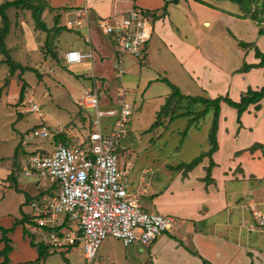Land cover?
Here are the masks:
<instances>
[{
  "label": "crops",
  "instance_id": "crops-1",
  "mask_svg": "<svg viewBox=\"0 0 264 264\" xmlns=\"http://www.w3.org/2000/svg\"><path fill=\"white\" fill-rule=\"evenodd\" d=\"M45 1L47 8L42 14V19L50 32L34 28L42 39H44L43 34L53 32L50 20L57 17L60 10H63L64 14L67 12V17L71 16L67 19L68 21L72 18V13L75 10L84 6L91 8L94 21L90 31L87 30L86 44L88 46L83 51L72 47L62 56L63 63H65V56L70 51H78L83 54L93 51L94 59L89 60L92 72L86 76L91 82L94 77L105 81L104 78L108 77L105 69L107 62L117 57L110 38L100 30L98 20L111 16H123L135 4L142 9L154 12L156 15H159L160 9L166 8L163 13L164 17L158 21L157 32L153 33L143 58L148 66H162L156 67L158 79L167 77L166 79L177 86L183 95L192 96L190 91L183 93L180 85L168 76L171 71L170 66H176L179 70V72L175 70L176 74L190 75L189 79L192 84L206 92L208 95L206 97L214 99L228 95L235 102H239L241 95L249 88L258 90L264 87L263 68H254L246 73H238L245 63L248 65L260 63L255 55L256 48L264 53V37L259 36V27L251 19L246 20H250L257 27L256 34L251 39L233 35L230 40L222 43L229 47L233 45L232 51L225 53L221 49L222 44L219 45V41L214 39L213 32L205 33L200 28L201 26L204 27L207 21L217 20L215 17H218V12L206 9L196 3L195 0H186L189 11L180 10L181 8L170 10V5H166V0H132L133 2L126 0H74L72 9L68 10L51 6L52 0ZM202 1L213 5L210 0ZM218 1H223L229 5L227 9H224V12L236 16L242 15L239 6L230 0ZM231 5L234 6L231 7ZM191 11L195 12V18L190 14ZM55 12L58 14L56 15ZM65 25L61 18L57 27ZM54 27H56V23ZM208 27H212L211 24ZM65 28L67 27L65 26ZM68 30L80 32L86 29ZM241 41L246 44H240L239 47L242 46L243 48L238 50V43ZM39 44L41 50L46 47L42 41ZM43 50L45 62L49 60V53L54 58L58 56L57 52H52L50 48ZM160 72H163L165 77H160L162 76ZM241 122V125L237 123V111L222 102L217 134L219 150L213 155V161L216 164L212 170L214 183L207 185L203 181L206 177V168L210 163L209 158H205L202 164L185 177L181 172L174 171L176 173L169 175L166 185L161 188H155L153 182L145 181L144 175L147 174V170L143 171L137 180L130 178L132 190L142 193L143 210L148 213L171 216L176 220L177 225L171 232L158 237L151 245L146 246L140 243L131 245L134 247L133 250L138 253L136 257L138 262L134 263L135 261L132 262L127 257L126 263L205 264L204 261H206L210 264H264V228L254 232L257 236L248 231L253 224V218L247 210L249 203L264 204V188L258 184L264 180V157L261 151H256L254 154L244 152L255 143L264 145V99L261 101V110L256 111L254 105L250 106L242 115ZM70 136L81 137L79 135ZM171 171L173 170L171 169ZM11 178L12 176L9 177V180ZM252 180H256L258 187L252 186L250 182ZM32 181L35 182L38 192H35L33 197L27 198V204L32 200L34 201L38 195L53 194L55 191L53 188L50 189L51 182L49 181L40 183L35 180ZM251 196L257 198H250ZM24 217L23 230L31 235V237L27 236L29 239L31 238L30 244L33 241L35 244H43L47 248V230L37 227L28 228L29 219L27 218L29 216ZM21 219H16V221ZM14 224L10 228L14 227ZM0 227L3 226L0 225ZM9 235L10 233L8 238L11 240ZM42 236L46 237V240L42 239ZM1 238L2 232L0 242L4 248ZM35 249L37 250V248ZM47 249L48 255L51 248L48 247ZM51 250L53 252H66L67 264H75L74 257L82 249L76 246L63 251ZM190 250L198 255H193ZM103 252L105 251L103 250ZM106 252L107 258L111 260V263L106 264L121 263L117 255L108 249ZM11 253H13V247ZM38 256L28 264H36L34 262ZM47 257L41 263L49 264L46 261ZM2 261L3 259L0 258V263ZM10 264H14L11 259Z\"/></svg>",
  "mask_w": 264,
  "mask_h": 264
},
{
  "label": "rangeland",
  "instance_id": "rangeland-1",
  "mask_svg": "<svg viewBox=\"0 0 264 264\" xmlns=\"http://www.w3.org/2000/svg\"><path fill=\"white\" fill-rule=\"evenodd\" d=\"M4 1L0 0V4ZM210 1L214 6L202 5L195 1L208 10L218 12V17H215L217 20L207 21L205 26L200 28L205 33L213 32L214 39L219 41V45L230 40L235 34L246 39H251L256 34L257 27L250 20L224 12L229 5L223 1ZM72 2L74 0H52L50 4L56 8L68 10L72 9ZM166 5H170V10L181 8L180 10L189 11L186 0H179L178 4H174L173 0H166ZM164 11L166 8L160 9L159 15L154 13L150 15L155 33L158 21L164 17ZM58 13L62 15L63 23L66 24L71 16L67 17V12L64 14L63 10ZM58 13L55 12L56 15ZM190 14L196 17L194 11ZM8 16L12 31L5 40L6 46L10 51L11 59L26 69L23 72L17 70L12 74L10 66L2 62L6 60V57L0 51V225L5 228H10L16 219L31 213V206L26 203V200L38 192L35 182L32 181L34 179L22 174L27 153L36 150L50 153L56 147L54 140L39 138L28 140L27 137L31 132L38 127L46 126L51 129L67 130L68 135L86 137L94 117V110H86L78 105L92 84L86 77L92 72L90 61L72 65L67 64L65 59L63 63L62 57L72 47L83 51L88 46L86 44L88 31L71 32L66 29L58 31V28H54L56 17H53L50 20L53 32L43 34L44 39H42L34 30L37 28L34 20H31V11L11 8L8 10ZM209 24L212 27H208ZM41 41L46 44L42 50L50 48L52 52L56 51L57 58L49 53V60L44 61L39 44ZM240 44L246 43L244 41L238 43V50L243 48L239 47ZM232 48L233 45L232 47L227 44L221 45L225 53L232 51ZM116 59L117 63L119 59L124 63L126 74L122 79H114L113 68ZM116 59L108 60L105 68L108 77L104 80L117 87L123 85L127 89L134 90L130 100L134 103L135 112L130 119L129 134L123 140V145L127 149L125 155L131 154L134 162L130 178L137 180L143 171L147 170V174L144 175L145 181H151L155 188H161L166 185L168 176L176 173L174 170L171 171L172 167L189 163L210 149L209 135L213 124V111L198 121L199 127L190 128L188 136L183 139L182 133L188 128L189 117L177 118L170 123V116L173 112L176 115L186 113L189 111L188 108L197 116L201 114L204 107L186 102L179 105L172 103L158 118L162 105L172 92L171 87L161 81L163 78L158 79L156 76V67L162 66H148L142 57L136 58L127 54H117ZM170 67L168 76L180 85L183 93L190 91L192 96H208L201 88L192 84L190 75H177L175 70L179 72L178 67ZM160 73L162 75L160 77H165L163 72ZM24 84H26L24 100L20 102ZM33 105L38 106V113L31 112ZM155 122L158 126L151 130ZM11 175L12 178L9 180ZM250 182L254 188L258 187L256 180ZM258 184L264 188V180ZM253 235L257 236L255 233ZM9 236L13 247L10 259L14 264H28L37 258L38 250L30 244L31 235L25 234L23 224L14 228ZM42 239L46 240V237L42 236ZM2 248L3 244L0 242V249ZM105 248L117 255L121 261L119 264H128L125 262L127 257L132 262L135 261L134 263L138 262L136 260L138 253L133 250L134 247L126 248L120 240L109 237L102 243L99 250L100 264L111 263L106 256ZM47 256L46 261L49 264H67L66 252H53L49 249ZM73 261L75 264H85L82 250L78 251Z\"/></svg>",
  "mask_w": 264,
  "mask_h": 264
},
{
  "label": "built area",
  "instance_id": "built-area-1",
  "mask_svg": "<svg viewBox=\"0 0 264 264\" xmlns=\"http://www.w3.org/2000/svg\"><path fill=\"white\" fill-rule=\"evenodd\" d=\"M150 15L133 4L125 15L101 18L98 24L117 54L144 58L154 33ZM93 21L91 8L84 6L72 13L65 26L90 31ZM92 59L93 51H70L65 56L67 64ZM116 63L115 78L122 79L126 74L124 63L121 59ZM133 93L123 85L117 87L94 77L78 102L83 109L94 110L86 137H73L67 130L46 126L34 129L27 137L56 141L52 152L36 150L24 160L25 177L38 183L49 181L50 189L55 190L32 201L27 227L47 230V245L55 251L81 247L85 264H100L98 252L109 237L120 240L125 247L136 243L148 246L177 225L171 216L144 211L142 193L131 189L134 162L131 154L125 155L123 140L135 112L130 100ZM31 112L38 113V106L33 105ZM63 137H67V145ZM247 210L253 218L248 231L263 229L264 204L249 203Z\"/></svg>",
  "mask_w": 264,
  "mask_h": 264
},
{
  "label": "trees",
  "instance_id": "trees-1",
  "mask_svg": "<svg viewBox=\"0 0 264 264\" xmlns=\"http://www.w3.org/2000/svg\"><path fill=\"white\" fill-rule=\"evenodd\" d=\"M195 1L202 5L210 6L209 4H207L202 0H195ZM230 1L238 5L240 11L242 12V15H239L237 17L242 19H251L252 21H254L259 27V32H258L259 36L264 37V0H230ZM11 8L31 11V16L35 22L36 28L38 30L45 32H50V30L47 28L46 23L42 19V14L47 8V4L45 0H12V1L5 0L2 4H0V20H1L0 21L1 22L0 51L6 57V60L2 62H6L10 66L12 74H14L17 70H21L23 72L26 68L23 67L22 65L16 64L11 59L9 50L6 47L5 40L8 34L10 33V29H11V22L8 16V10H10ZM148 13L152 14V12L150 11H148ZM56 18H57L56 27L54 28H58V31H62L64 29L68 30L65 27H61V26L57 27L60 23L62 15L58 14ZM255 55L256 58L260 60V63L255 65H248L245 63L242 69L238 71V73H246L254 68L264 69V53H262L258 48H256ZM161 81L167 83L171 87L172 92L170 96L166 99V102L162 106L161 110L159 111V114L157 116L158 118L161 116V113L163 111H165L169 106H171L172 103H176L177 105H179L180 103L186 102V103H190L191 105H202L204 107V110L201 112V114L197 116L193 114L190 108H188L189 111L186 113L176 115L173 112L172 115L170 116V121H169L170 123L177 118L189 117L188 128L182 133L183 139H185L188 136V131L190 128H192L193 126L199 127L198 121H200V119L205 117L210 111H213V124L209 135L210 149L202 153L195 159H193L191 162L179 164L178 166L172 167L171 169L176 172H181L185 177L188 175V173L192 172L200 164H202L205 158H209L210 163L209 166L206 168V177L203 179V181L207 185L214 183V180L212 179V170L214 169V167H216V164L213 161V155L219 150L217 134L219 128L220 113H221V103L224 102L237 111V123L241 125L242 115L249 109L250 106L254 105L256 111L261 110V101L264 99V87L258 90L249 88L245 93L241 95L240 101L235 102L228 95L225 97L220 96L214 99L206 96H195V97L186 96L183 95L180 89L177 86L173 85L168 79L163 78ZM25 90H26V84L22 86L21 94H20V102H23L24 100ZM157 126L158 123L155 122L152 125L151 130ZM61 140L66 145L69 143L67 137H63ZM256 151H261L264 157V145L260 143L253 144L244 152H249L250 154H254ZM40 197L41 195H38L35 198V200L39 199ZM32 201L29 202V205L32 203ZM28 216L29 218L27 219L30 220V214ZM24 222H25V217L19 221H16L14 227L18 226L19 224H24ZM14 227L8 229L0 227V230L2 232L1 241L4 243V248L0 250V258L3 259V261L0 264H10L9 255L12 252V246H11V240L8 238V234L14 230ZM25 234H27V232H25ZM31 245L37 248L39 254L38 259L34 263L44 264L41 262L47 256L48 247L46 248L45 245L43 244L37 245L33 241H31ZM190 252L193 255H198L196 252L192 250H190ZM204 263L210 264L206 261H204Z\"/></svg>",
  "mask_w": 264,
  "mask_h": 264
},
{
  "label": "water",
  "instance_id": "water-1",
  "mask_svg": "<svg viewBox=\"0 0 264 264\" xmlns=\"http://www.w3.org/2000/svg\"><path fill=\"white\" fill-rule=\"evenodd\" d=\"M179 0H173L174 4H178Z\"/></svg>",
  "mask_w": 264,
  "mask_h": 264
}]
</instances>
